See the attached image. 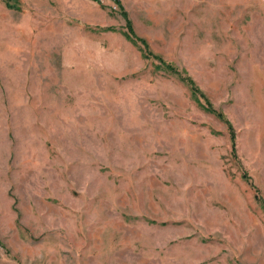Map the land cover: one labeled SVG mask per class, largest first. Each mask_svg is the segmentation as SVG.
Segmentation results:
<instances>
[{
	"label": "rangeland",
	"instance_id": "1",
	"mask_svg": "<svg viewBox=\"0 0 264 264\" xmlns=\"http://www.w3.org/2000/svg\"><path fill=\"white\" fill-rule=\"evenodd\" d=\"M119 1L0 0V264H264V0Z\"/></svg>",
	"mask_w": 264,
	"mask_h": 264
},
{
	"label": "trees",
	"instance_id": "2",
	"mask_svg": "<svg viewBox=\"0 0 264 264\" xmlns=\"http://www.w3.org/2000/svg\"><path fill=\"white\" fill-rule=\"evenodd\" d=\"M114 2L116 3V5L118 4L119 5V7H120V1L119 0H114ZM125 15V14H124ZM125 19H126V22H127V26H128V28H127V32L125 33V35H126V37L127 38H129L131 41H133V42H136L139 38H137V36L135 35V31H134V29H133V27H132V25H131V22H130V20L127 18V16L125 15ZM140 40V42L145 46V47H147V45L145 44V41L143 40V39H139ZM170 70L171 71H173L174 73H177L178 75H179V78L181 79V80H183L189 87H190V89H192V91L193 92H195L196 93V91H197V87H196V85L193 83V81H192V79L190 78V77H188V76H183L178 70H176V68H172V67H170ZM209 105V107H211L210 106V104H208ZM219 115V114H218ZM228 123V127H229V129L231 130V126H230V124H229V122H227Z\"/></svg>",
	"mask_w": 264,
	"mask_h": 264
}]
</instances>
